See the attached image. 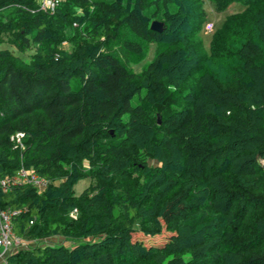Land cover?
Wrapping results in <instances>:
<instances>
[{"label":"trees","instance_id":"trees-1","mask_svg":"<svg viewBox=\"0 0 264 264\" xmlns=\"http://www.w3.org/2000/svg\"><path fill=\"white\" fill-rule=\"evenodd\" d=\"M206 1L0 0V175L45 181L0 187L5 264H264V0L209 47Z\"/></svg>","mask_w":264,"mask_h":264},{"label":"rangeland","instance_id":"rangeland-1","mask_svg":"<svg viewBox=\"0 0 264 264\" xmlns=\"http://www.w3.org/2000/svg\"><path fill=\"white\" fill-rule=\"evenodd\" d=\"M204 7L207 12V19L202 27L201 34L203 36L205 46L209 47L211 34L214 31V29L222 24V22L224 21L227 15L242 11L245 8V4L241 2L240 0H234L225 10L221 12L216 11L213 5L209 1L205 2ZM170 8L172 10L175 9L174 5H170ZM156 9H157L156 6L153 4L147 7L146 13H148V15H151V13ZM161 9L163 8L161 7ZM3 46H8L9 48L12 47L10 45H3ZM64 46L67 47V42H65ZM154 47H155L154 43L150 44V48H149L147 56L142 61L132 64L135 70L139 71L144 66V64L148 63L153 58ZM73 82L75 84V81ZM89 182H90L89 179H81L74 186L76 193L79 194L84 189V187H86L89 184ZM133 238L134 240L143 242L147 247L161 246L168 240L169 234L167 232H163L161 235H158L155 237H148V236L142 235L141 233H135L133 235ZM60 242L61 243L65 242V244L71 246V243H69L68 241H64L63 238H60V239L52 238V239H46L44 241H40V246L53 245V244H58ZM0 264H3V263H0Z\"/></svg>","mask_w":264,"mask_h":264},{"label":"built area","instance_id":"built-area-1","mask_svg":"<svg viewBox=\"0 0 264 264\" xmlns=\"http://www.w3.org/2000/svg\"><path fill=\"white\" fill-rule=\"evenodd\" d=\"M62 0H39V8L54 10ZM22 132H17L15 137L20 141ZM14 137V136H13ZM32 183L42 188L45 181L39 177L33 170L21 167L15 175L1 176L0 187L7 189L12 183ZM76 210L73 211L75 213ZM17 211H11L1 208L0 206V261L5 264L6 257L16 248L26 245L25 241L14 233L12 226V217ZM72 213V214H73Z\"/></svg>","mask_w":264,"mask_h":264},{"label":"water","instance_id":"water-1","mask_svg":"<svg viewBox=\"0 0 264 264\" xmlns=\"http://www.w3.org/2000/svg\"><path fill=\"white\" fill-rule=\"evenodd\" d=\"M162 26H163V22H161L159 20H153L151 22V28L153 30L161 31L162 30Z\"/></svg>","mask_w":264,"mask_h":264},{"label":"crops","instance_id":"crops-1","mask_svg":"<svg viewBox=\"0 0 264 264\" xmlns=\"http://www.w3.org/2000/svg\"><path fill=\"white\" fill-rule=\"evenodd\" d=\"M0 263H2V262L0 261Z\"/></svg>","mask_w":264,"mask_h":264}]
</instances>
